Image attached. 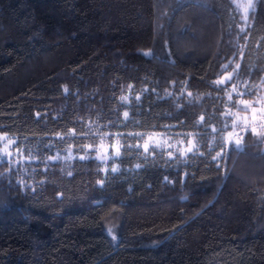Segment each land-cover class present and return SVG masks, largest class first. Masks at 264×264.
I'll use <instances>...</instances> for the list:
<instances>
[{
    "label": "trees",
    "instance_id": "obj_1",
    "mask_svg": "<svg viewBox=\"0 0 264 264\" xmlns=\"http://www.w3.org/2000/svg\"><path fill=\"white\" fill-rule=\"evenodd\" d=\"M243 15L233 0H0V137L18 156L0 163V264H264V138L225 140L264 95V0ZM150 134L195 149L144 151Z\"/></svg>",
    "mask_w": 264,
    "mask_h": 264
},
{
    "label": "rangeland",
    "instance_id": "obj_2",
    "mask_svg": "<svg viewBox=\"0 0 264 264\" xmlns=\"http://www.w3.org/2000/svg\"><path fill=\"white\" fill-rule=\"evenodd\" d=\"M243 2H246V0H243ZM176 41V40H175ZM185 43V41L183 40L182 45ZM261 98H264V95H262ZM242 107H245V105L243 104ZM264 107V99H262L261 103L259 104V108ZM246 110V109H244ZM247 111V110H246ZM252 115L253 113H246V112H242L237 116V120L238 123H234V127H232V129L226 133L225 135V140L228 143V147L230 148L232 146V144H234V142H229V134H233V136H235L236 133H238L240 136L245 137V134L249 131H251V129L249 130H244L241 133V129L245 127V124H255L257 123L256 119L255 121L252 120ZM260 113L257 112L256 116L259 117ZM236 121V119H235ZM248 129V128H247ZM264 138V137H263ZM264 140V139H263ZM9 140L7 137L6 139L0 140V163L2 160H5L7 162H12V161H17L16 158H18V156L16 154H14V150L12 148L13 146V142L9 143ZM144 145L143 150L144 151H148L151 148H157V149H165L167 150V153L169 156H173L175 154H180L182 156H185L189 153H192L195 149V143L192 141V139H189L187 141H183V140H178V139H173L172 137H170L169 135H163V134H150V135H146L144 138ZM5 145H7V151L11 153V156L7 155L4 152V148ZM235 145V144H234ZM191 149V150H189ZM262 152L264 153V141H263V145H262ZM119 153V146L117 145V143H113L111 145H108L107 142L102 143L101 145L98 146V148L96 149V159L99 160L104 166H107L106 169L108 170H112L113 168H115V165L112 164V161L115 160L118 156ZM20 158V157H19ZM262 171H264V168H260ZM244 173H249L247 174L248 176H252L255 175L251 170H247V169H243ZM258 174V173H257ZM264 174V172L262 173ZM261 175V174H259ZM259 175H255L257 176V180L260 182L262 181L264 178V176H259Z\"/></svg>",
    "mask_w": 264,
    "mask_h": 264
},
{
    "label": "snow or ice",
    "instance_id": "obj_3",
    "mask_svg": "<svg viewBox=\"0 0 264 264\" xmlns=\"http://www.w3.org/2000/svg\"><path fill=\"white\" fill-rule=\"evenodd\" d=\"M233 2L236 3V7L238 9H242L243 10V13H244L243 19L245 21H247L249 11L250 10L251 11H254L255 10V0H246V2H243V3H238L237 0H233ZM241 31H244V29L241 28ZM144 55H151V53H150V51L149 52H145ZM225 67H227V65H225ZM236 67L239 68V65L237 64ZM229 78H231V74H229ZM216 83L217 84L223 83V81H216ZM129 87H131V86H129ZM65 92H67V88H65ZM189 95H191V94L189 93ZM121 99L126 101L127 100V97H121ZM137 99H139V97H137ZM262 99H264V98H257L256 101H255V103L260 104L261 101H262ZM242 103H244L246 110L247 109H251V112L253 113L252 120L255 121L256 119L259 118L260 121H261V123L258 126L255 125V124L249 125V124L246 123L245 124V127L242 128L241 130L244 131V130H247L248 127H250L251 128V131H252V133L254 135L264 137V107H261V108L257 109L255 107H252V103L249 102V101H243ZM257 112L260 113L259 117L256 116V113ZM124 116L127 117L128 116V113L125 112L124 113ZM203 119H204V117H201V120H203ZM3 139H6V137H0V140H3ZM228 139H229V142L230 143L231 142H234L235 147H236L237 150H240V148H241V142L243 140V137L242 136H240L238 133H236L235 136H233V134L230 133ZM12 142L13 141H9V143H12ZM189 150H191V149H189ZM4 152L7 155L11 156V153L7 151V145H5ZM220 155H221L220 153H217V156H214L213 159H217V157L220 156ZM81 158H83V157H81ZM116 170L117 169H115V168L112 169V171H114V172ZM113 239H116V237L113 236Z\"/></svg>",
    "mask_w": 264,
    "mask_h": 264
},
{
    "label": "built area",
    "instance_id": "obj_4",
    "mask_svg": "<svg viewBox=\"0 0 264 264\" xmlns=\"http://www.w3.org/2000/svg\"><path fill=\"white\" fill-rule=\"evenodd\" d=\"M260 123H261V121H260V119L258 118L256 125L258 126ZM249 129H251V128H250V127H248V129H247V130H249ZM242 132H243V131H241V133H240V134H242Z\"/></svg>",
    "mask_w": 264,
    "mask_h": 264
},
{
    "label": "water",
    "instance_id": "obj_5",
    "mask_svg": "<svg viewBox=\"0 0 264 264\" xmlns=\"http://www.w3.org/2000/svg\"><path fill=\"white\" fill-rule=\"evenodd\" d=\"M181 202H186L187 198L180 199Z\"/></svg>",
    "mask_w": 264,
    "mask_h": 264
}]
</instances>
